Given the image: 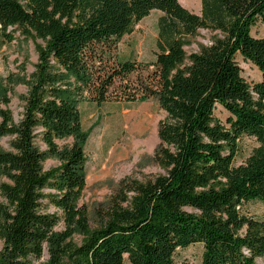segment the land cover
<instances>
[{
    "label": "trees",
    "instance_id": "obj_1",
    "mask_svg": "<svg viewBox=\"0 0 264 264\" xmlns=\"http://www.w3.org/2000/svg\"><path fill=\"white\" fill-rule=\"evenodd\" d=\"M160 11L164 45L154 69L136 82L139 65L115 51L135 24ZM264 0H202V12L179 0H0V39L37 44L22 118L2 111L0 151L10 182L0 185V264H190L180 249L200 244L202 264H259L264 258ZM200 29L217 32L188 54ZM262 73L249 82L237 57ZM156 97V159L164 174L124 180L119 199L92 228L80 204L86 186V134L79 102ZM227 113L226 121L216 114ZM73 138L72 143L61 144ZM244 138L257 143L236 163ZM59 164L48 170L44 163ZM54 209V210H53ZM64 229L58 231L60 225ZM81 243L71 242L74 233Z\"/></svg>",
    "mask_w": 264,
    "mask_h": 264
},
{
    "label": "rangeland",
    "instance_id": "obj_2",
    "mask_svg": "<svg viewBox=\"0 0 264 264\" xmlns=\"http://www.w3.org/2000/svg\"><path fill=\"white\" fill-rule=\"evenodd\" d=\"M183 6L194 13L201 14L202 0H179ZM192 3V4H191ZM163 13L153 11L148 17L136 23L132 31L126 34L118 44L109 65L118 60H130L139 65L131 80H140L152 65L157 54L164 45L160 37V20ZM217 32L200 29L197 38L185 46L188 54L199 51L202 45H207ZM255 36H264V27L254 28ZM39 42L24 38L19 32L15 34L13 42L0 39V123L2 111L12 113L16 122L22 118L25 97L28 94L30 78L38 63L37 44ZM243 69V76L249 82H257L262 73L253 64L246 62L241 56L237 57ZM79 112L82 128L86 134L85 150L87 154L86 186L80 204L83 205L89 216L92 228L99 226L110 207L119 199L120 188L124 180H138L145 182L164 174L165 170L156 159V152L160 145L159 126L166 118L165 111L160 107L156 97H149L135 102L115 100L111 98L105 103H97L89 92H85L80 100ZM217 116L226 121L228 113L218 107ZM73 138L61 144L72 143ZM11 137L0 135V151L10 149ZM257 143L251 138H244L242 151L236 163L243 162ZM59 162L48 159L44 169L55 167ZM10 182L9 176L0 166V185ZM3 199L0 196V203ZM249 211L256 215H264L262 203H251ZM54 210V209H53ZM61 224L58 231L63 230ZM83 236L76 231L71 242L80 244ZM0 234V251L3 247ZM203 247L200 244L192 245L177 252L179 261L190 264H202ZM33 264H53L48 251H45L40 260ZM126 264H131L126 257ZM264 264V258L259 260Z\"/></svg>",
    "mask_w": 264,
    "mask_h": 264
},
{
    "label": "bare ground",
    "instance_id": "obj_3",
    "mask_svg": "<svg viewBox=\"0 0 264 264\" xmlns=\"http://www.w3.org/2000/svg\"><path fill=\"white\" fill-rule=\"evenodd\" d=\"M185 1V0H184ZM187 1H189V0H187ZM192 4V3H191Z\"/></svg>",
    "mask_w": 264,
    "mask_h": 264
}]
</instances>
